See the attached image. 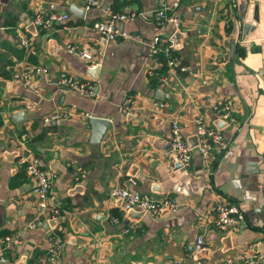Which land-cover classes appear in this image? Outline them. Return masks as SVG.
Wrapping results in <instances>:
<instances>
[{
  "label": "crops",
  "instance_id": "0c3cea01",
  "mask_svg": "<svg viewBox=\"0 0 264 264\" xmlns=\"http://www.w3.org/2000/svg\"><path fill=\"white\" fill-rule=\"evenodd\" d=\"M98 1L142 13L121 21L120 34L105 40L89 27L102 16L99 5L75 17L70 5L83 7L80 0H0V264H195L199 233L207 263L244 252L264 254V0H237L235 7L228 0H165L170 7L178 1L182 20L178 46L173 39L180 66L165 81L149 72L158 65L150 45L161 0ZM51 10L67 11L70 18L48 29L33 26L35 12ZM245 20L253 26L242 36ZM18 29L28 45L19 41ZM159 32L173 38L176 31L166 23ZM80 50L92 58L80 57ZM26 63L45 65L48 72L16 78ZM63 71L92 81L96 96L60 87ZM210 94L232 100L236 124L219 119L207 101ZM127 97L131 111L124 112ZM20 110L26 114L19 124L12 115ZM54 110L76 115L63 113L45 123ZM198 114L209 125L222 122L229 143L212 149L207 159L195 150L191 165L183 167L170 150V119L178 115L184 135L196 142ZM90 116L110 120L98 143L90 141ZM25 152L54 173L50 199L61 207L54 222L37 206L18 161ZM130 176L139 190L168 197L178 209L155 216L126 208L110 189L132 186ZM220 195L245 212L237 230L210 222ZM132 224L134 230L121 233ZM14 233L20 242L4 248L3 237ZM55 236L62 250L53 261L46 251Z\"/></svg>",
  "mask_w": 264,
  "mask_h": 264
},
{
  "label": "built area",
  "instance_id": "2783aa9c",
  "mask_svg": "<svg viewBox=\"0 0 264 264\" xmlns=\"http://www.w3.org/2000/svg\"><path fill=\"white\" fill-rule=\"evenodd\" d=\"M231 7H235L237 0H228ZM82 6L87 9L92 5H99L102 8L101 18L92 21L89 27L97 31L99 35L105 40H111L116 38L120 34V22L129 16L141 14V11H116L108 6L100 5L98 0H80ZM178 1H174L170 7L165 0H161L160 4L155 8L153 13V22L158 33L154 34L150 51L153 59L156 63L160 62L163 56L166 60L167 73H158L155 68H150L149 72L155 75L159 81L167 80L168 76L177 72L180 66V57L175 53L176 45L174 43L171 34L167 37H162L159 30L166 23H171L174 31L180 29L181 17L176 12ZM70 18V14L67 11H55L49 12L37 11L32 16L31 22L33 26L38 29H48L56 21H67ZM16 35L23 45H28L29 39L24 35L20 29L17 30ZM80 57L87 60L92 58V55L85 50L78 51ZM48 69L45 65H31L29 63L19 66V70L16 71L15 77L22 78L27 81L34 75H46ZM57 83L60 87H66L72 89L78 93L86 94L90 97L96 96V90L92 81L79 80L72 74L63 71L60 73ZM130 97L126 98L125 104L121 107L124 112L131 111ZM207 101L210 104L214 113L220 120L225 123L236 124V117L233 114V103L229 98L220 99L213 95H207ZM34 106V102L27 106V109H31ZM66 116L76 115L72 112H61L54 110L44 116V122L50 123L51 120L58 118L62 114ZM196 124V142H190L182 131L181 122L178 115H172L170 119V150L176 156L177 161L183 167H189L191 165L192 156L195 150H197L203 159H207L212 149H224L227 148L229 140L225 137L221 127L216 125H209L204 120L202 114H198L195 119ZM19 163L23 166L26 176L31 182V190L36 198V203L39 209L45 213L48 218H55L61 213V207L53 202L50 197L53 188V176L54 173L49 171L43 166L41 158L31 152L19 153ZM129 183L132 186L115 185L110 189V196L113 198H120L124 200L130 207L140 209L142 211L149 212L155 216L163 215L166 213H173L178 209V205L168 197H154L147 192H142L136 187V179L132 176L128 178ZM111 221L116 222L117 217H111ZM245 221V212L242 207L235 201L227 199L225 196L220 195L214 206L213 217L211 218V224L216 228L223 231L237 230ZM29 226L34 227L35 222L28 223ZM136 225L132 224L124 226L121 229V233L128 232L130 229H135ZM20 242L18 234H7L3 237V247H12ZM205 248L204 234L199 233L196 236L194 250L196 253L195 264H234L235 262H248L249 264H262L264 260V254L259 252L253 253H241L235 255L225 256L223 258L214 261L213 263H207L202 258V251ZM62 250L61 238L55 236L51 245L46 251V257L50 260H55L59 257Z\"/></svg>",
  "mask_w": 264,
  "mask_h": 264
},
{
  "label": "water",
  "instance_id": "95a60500",
  "mask_svg": "<svg viewBox=\"0 0 264 264\" xmlns=\"http://www.w3.org/2000/svg\"><path fill=\"white\" fill-rule=\"evenodd\" d=\"M70 10L72 11L73 13V16H77V17H83L84 14H85V8L84 7H81L79 5H77L76 3H72L70 5ZM248 18L252 17V14H248L247 15ZM252 24L248 22V20H245L243 22V25H242V29H241V33H242V36H245L248 31L252 28ZM181 35V31H176L174 36H173V39L175 40V43L176 45L178 46V37ZM235 38V37H234ZM233 38V42L231 44V51L233 52L234 50V46H235V39ZM97 67H95L96 69ZM94 69V70H95ZM93 71V70H92ZM93 76L94 73H93ZM160 91V89H159ZM25 114H26V110H20L16 113H14L12 115V117L20 124L24 118H25ZM218 121H220L219 119H217ZM216 123V126L218 127H221L222 125V122H221V125H220V122H215ZM223 123H225V121H223ZM110 125V120L106 117H100V116H90L89 117V120H88V123H87V126L91 129V137H90V141L92 143H98L101 141V139L104 137L105 133L107 132L108 130V127ZM193 143V141H190ZM180 165V163H179ZM121 202V200H120ZM125 207L126 208H130L129 210H133V211H138L139 209H134L132 207L129 206V204L125 203ZM139 212V211H138ZM140 212H142L140 210ZM56 219H52L51 221L54 222Z\"/></svg>",
  "mask_w": 264,
  "mask_h": 264
},
{
  "label": "trees",
  "instance_id": "16d2710c",
  "mask_svg": "<svg viewBox=\"0 0 264 264\" xmlns=\"http://www.w3.org/2000/svg\"><path fill=\"white\" fill-rule=\"evenodd\" d=\"M175 53L177 54L176 48H175ZM158 65H159V67H158ZM158 65L155 68L158 73H161V72H163L164 70L167 69L166 60H165V58L163 56L161 57L160 62L158 63ZM155 79L157 80L156 76H155ZM157 85H158V83H157ZM114 216H116V215H114Z\"/></svg>",
  "mask_w": 264,
  "mask_h": 264
}]
</instances>
